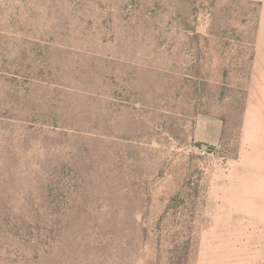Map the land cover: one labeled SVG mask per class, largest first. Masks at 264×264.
<instances>
[{
	"label": "rangeland",
	"instance_id": "rangeland-1",
	"mask_svg": "<svg viewBox=\"0 0 264 264\" xmlns=\"http://www.w3.org/2000/svg\"><path fill=\"white\" fill-rule=\"evenodd\" d=\"M260 9L0 0V264H264L236 106Z\"/></svg>",
	"mask_w": 264,
	"mask_h": 264
},
{
	"label": "crops",
	"instance_id": "crops-1",
	"mask_svg": "<svg viewBox=\"0 0 264 264\" xmlns=\"http://www.w3.org/2000/svg\"><path fill=\"white\" fill-rule=\"evenodd\" d=\"M241 1H255L262 9L237 165L250 183V191L259 189V197L264 198V0ZM221 133L223 123L214 117H205L197 120L193 138L199 145L216 149L221 145Z\"/></svg>",
	"mask_w": 264,
	"mask_h": 264
},
{
	"label": "trees",
	"instance_id": "trees-1",
	"mask_svg": "<svg viewBox=\"0 0 264 264\" xmlns=\"http://www.w3.org/2000/svg\"><path fill=\"white\" fill-rule=\"evenodd\" d=\"M241 1V0H239ZM250 2H254L256 3L255 1H250ZM261 7V4L258 3ZM262 9V7H261ZM261 9H260V12L256 18V23L258 25V27L256 28V32H255V45H256V40H257V33H258V29L260 27V20H261ZM255 45H253V49H252V52H251V55H250V58H249V62L248 64H246V66H244V68H242V72H245L246 69H247V74L249 75V82L252 78V68H253V62H255ZM248 65V66H247ZM249 98V89L247 87L246 91H245V96L244 98H241V102H237V107H241L242 109V115H241V125L239 126L240 127V131L238 134H241L243 132V124H244V115H246V110H247V100ZM218 120H220L222 123H223V133H221V147H224L226 149V147L228 146L229 142L227 141V137H226V134H227V131H228V126H227V123L229 122L228 118L226 116H223L221 118H216ZM199 145V144H198ZM200 146H204V147H208V146H205V145H200ZM233 159H237V158H233Z\"/></svg>",
	"mask_w": 264,
	"mask_h": 264
},
{
	"label": "built area",
	"instance_id": "built-area-1",
	"mask_svg": "<svg viewBox=\"0 0 264 264\" xmlns=\"http://www.w3.org/2000/svg\"><path fill=\"white\" fill-rule=\"evenodd\" d=\"M221 148H219L220 150ZM218 149L216 148V150H210L207 147L201 146L198 147L197 146V152L199 155H201L204 158H210L213 157L216 153H217Z\"/></svg>",
	"mask_w": 264,
	"mask_h": 264
},
{
	"label": "water",
	"instance_id": "water-1",
	"mask_svg": "<svg viewBox=\"0 0 264 264\" xmlns=\"http://www.w3.org/2000/svg\"><path fill=\"white\" fill-rule=\"evenodd\" d=\"M210 150H216L215 147H207Z\"/></svg>",
	"mask_w": 264,
	"mask_h": 264
}]
</instances>
